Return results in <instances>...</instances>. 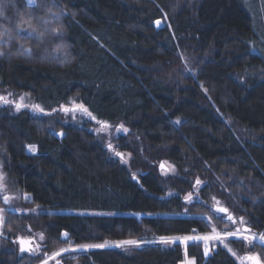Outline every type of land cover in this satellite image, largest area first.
<instances>
[{"label": "trees", "instance_id": "1", "mask_svg": "<svg viewBox=\"0 0 264 264\" xmlns=\"http://www.w3.org/2000/svg\"><path fill=\"white\" fill-rule=\"evenodd\" d=\"M0 10V36L11 33L0 56V87L27 91L48 109L74 98L101 120L123 122L130 130L114 145L131 153L124 163L86 127L0 110L7 181L32 196L27 206L44 209L8 213L0 264L34 261L17 240L27 225L46 234L47 248L208 232L204 215L221 182L247 227L264 230V0H0ZM20 25L35 29L32 38L17 34ZM182 52L194 54L197 78ZM164 159L176 174L161 173L157 162ZM196 178L207 183L189 202ZM244 183L251 187L242 189ZM247 245L231 240L242 252ZM188 253L197 264H241L219 245L209 257L202 242ZM69 260L181 264L185 249L93 248Z\"/></svg>", "mask_w": 264, "mask_h": 264}, {"label": "rangeland", "instance_id": "2", "mask_svg": "<svg viewBox=\"0 0 264 264\" xmlns=\"http://www.w3.org/2000/svg\"><path fill=\"white\" fill-rule=\"evenodd\" d=\"M38 1L39 0H36V3ZM161 20H162V24H163L162 27H164L167 23H169L168 16H167V18L161 19ZM24 28L29 29V25L27 27L25 26ZM19 33H21V32H19ZM10 36H11V33H9V32H6L5 34L3 33V35L0 36V52H2L3 54H4L5 50L2 47H4L5 44H7V41H8ZM0 56H2V55H0ZM42 57L45 58L44 55ZM183 58L185 60V63H186L188 70L197 78L199 76V73H198V69L195 67L196 60H195L194 54L193 53L188 54L187 52L186 53L184 52ZM205 89L210 94L208 89L207 88H205ZM8 93H11V96H8ZM0 95L7 96L9 100H13V101H17V102H19L20 97H24L23 103L25 105L31 106V105L38 104L45 110L44 113H37V112H34L31 109V107H25V108H22L21 110L17 111L14 104L0 106V110H5L12 116H16V115L20 114L21 112L27 111L33 117L49 118L53 123H60L63 126H66L68 124H72V125H77L80 127H86L90 131H92L105 145H108L109 143H111L113 145L112 151L114 153L115 152L123 153L125 160H127L131 156V153L123 152L122 150H120L118 147H116L114 145V144H116L115 141L117 140V138H119V136H121L123 134L128 133L130 129L123 122L112 123V122L106 121V122H108L109 125H111V127L104 130V131H99V129L101 128V125L98 123V121H105V120H101V119L97 118L92 113V111L88 108V106L85 105L83 102H80V101L72 98L67 103H62L59 106H56L52 109H48V108H45L41 103L37 102L31 93L24 91V90H17V89L10 88V87H8V88H4V87L1 88L0 87ZM73 101H75L76 104H83L92 113V115L94 117H96V119L93 120L86 115H82L80 112H76L75 113V119H73V113L72 112L65 113V112L60 110L62 105L71 108ZM53 109H55L56 111H53ZM121 124L124 126V128H126L128 130L127 132H124L123 130L117 131V128ZM59 131H60V133H64L63 128H61ZM28 150L31 153H36L37 147L35 146V151H32L28 146ZM2 155H3L2 151H0V172H3L5 174L4 185H5L6 190L0 191V194L2 195V197L4 195H8L10 197V200L8 203H5L3 198H2V203L0 206V209L4 210L2 213V215L4 216V224L1 226V230H0V247L2 249H6V248H8V242L5 240V237L7 236V233H8V230H7V228H8L7 227V221L9 220L8 219V213L9 212H18L20 214H29V213L38 214V213L44 211V209L42 207H39V206H27L26 204L32 200V196L28 193H25L23 190H21L17 187H14L13 185H9V183L7 181V176H6V173L4 170V162H3V156ZM162 163L165 166L164 170L161 169ZM157 164L159 165V169H160L161 173L165 177H168V176H171V175H174L177 173V167L175 166L174 163H172L168 159L160 160L157 162ZM170 168H172L174 170H168ZM165 171H167V174H165ZM197 179H199L203 183L201 185H199L198 187H193V190L191 192H189V193H192V195H193V199L191 202H193L196 199H200L201 190L205 186V184L207 183V181H205L201 178H196V180ZM251 183L253 184V182H251ZM194 185H195V183H194ZM247 185L248 184L244 183L242 189H245V188L248 189ZM218 186L221 189H218V188L214 189L213 188L214 194L211 198V202L209 203L210 213H207L204 215V217L207 219V221L209 222V225H210V230L208 232H205V233H201V232L198 233L197 232V233L186 234V235H182V234L168 235V236H164V237H181V238H183L186 236L208 235V234H212L213 227L217 230L218 233L222 234L224 232H234V231H236L237 228L243 229L245 226H249L248 219L246 218V216H241L236 211V209L233 206H231L229 203V200L226 196V193H230V195L232 194V190L230 189L229 185L221 182V183H218ZM248 186H250V185H248ZM173 189L174 188H168V192L170 194H173L175 192V191H173ZM240 191H242V190H240ZM189 193H187V195ZM241 195L242 194H239V196H238V199L240 198V200L242 199L243 196H247L245 194V195H242V197H241ZM213 197L215 198V200L213 199ZM249 197L252 199L251 195H249ZM217 201L219 202V204L216 203ZM236 202L238 203V201H236ZM218 207L227 208L228 212L235 218L236 222L232 223L231 221H228L226 213L217 214L216 209ZM33 210H35V211H33ZM59 211L84 213V214H95V213L107 214L108 213V212L95 211V210H71V209H60ZM220 216H223L224 219L219 218ZM241 217L243 218V220L245 222L243 224L240 223ZM27 229H28V233L22 232L19 234L18 237H20V236L35 237L37 239V243L41 246L39 254H37V255L29 254L32 258H34L33 259L34 261L31 264H42V261L45 259V255H44L45 253H47L49 256H51L54 252L59 251L61 248L76 249V251H69L66 253H61V255L59 257H57L56 259L49 260V264H57V261H63V260L67 261L68 259H74L75 256H77L78 254L86 252L87 250L93 249V248H89L87 250H83V249H80L77 247L79 245L103 244L105 241H108V242L112 243L113 246H111V247H116L114 242H117V241H124V240H130V239L140 241L141 244L139 247L130 246V245H126V246L121 247V248L127 249L129 251H132V250H134L136 248H140L143 245L148 244V243H151V244L160 243V237H162V236H156L155 238H150V239H148V238H144V239L127 238V239H121V240L107 239V240L101 241V242H84V243H78V244H75L74 242H68V243H65L63 245L57 246L55 248H47V246L45 244L46 243V234L45 233H43L39 229L35 230L31 225H27ZM251 233H255V234L259 235V234L264 233V230L262 232H259V233L251 230ZM251 233H248V234H251ZM39 234H43L44 240L39 239ZM231 240H237V239L234 237H228L224 241V243H226L228 245L227 249L230 248V249H232V252L236 253L235 257L240 263H241V259L243 257H245L247 255H253V254H258L260 256L261 260H264V256L261 254V251L258 248V244H261L264 247V243L260 242L259 240H256L251 244H249L247 242L248 245L246 248H244V251L242 252L240 250L234 249L231 246ZM237 241H240L242 243L244 242L243 240H237ZM199 242H202L203 251H204V249H205L204 242L203 241H199ZM177 243L181 244L183 246V248L185 249V259L187 258L190 260H194L195 264H197L196 259L194 257L189 256V253H188V247L191 244H194L197 242L189 241V242H187V244H185L181 240V241H177ZM160 244L165 245L163 243H160ZM171 245H174V244H170L167 246H171ZM218 245L223 246L219 241H216L214 243L210 241L208 246H209V248L212 249V251H210L206 257H209L213 253L214 246L218 247ZM67 262H69V264H79L77 261H72V260H69Z\"/></svg>", "mask_w": 264, "mask_h": 264}, {"label": "snow or ice", "instance_id": "3", "mask_svg": "<svg viewBox=\"0 0 264 264\" xmlns=\"http://www.w3.org/2000/svg\"><path fill=\"white\" fill-rule=\"evenodd\" d=\"M27 2L29 5L36 4V0H27ZM5 7H6V5H5ZM2 14H3L2 10H0V15H2ZM157 24H159V21H157ZM18 29H19V32H26V35L28 36V38H32V36L35 34V29L31 28L30 25H29V29H25L22 25L18 26ZM53 31L56 32L57 34L60 33L59 29H54ZM19 32L17 34H19ZM38 35H39V37H43L44 33H39ZM24 51L30 53V49H25ZM0 55H3V53L0 52ZM8 96H11V93H8ZM23 99H24V97H20L19 102H17V101L9 100L7 96L0 95V106L14 104L17 111H19L25 107H31V109L34 112L44 113L45 110L40 105H38V104L31 105V106L25 105L23 103ZM60 110L65 112V113L72 112L73 113V119H75V113L76 112H80L82 115H86L93 120L96 119V117H94L92 115V113L83 104H76L75 101L72 102L71 108L62 105ZM53 111H56V110L53 109ZM178 122L179 121H177V123ZM98 123L101 125V128L99 129V131H104V130L111 127V125H109L108 122H106V121H98ZM121 130H123L124 132L128 131L126 128H124V126L122 124L117 128V131H121ZM61 135H62V133H61ZM29 148L32 151H35L34 145H29ZM108 148H109V150H112L113 145L111 143H109ZM114 154H115V156L120 157L121 162H124V163L127 162L125 160L123 153L115 152ZM164 168H165V166L162 163L161 169L164 170ZM168 170H174V169L170 168ZM165 174H167V171H165ZM133 178H135V177H133ZM4 181H5V174L3 172H0V191L6 190L5 185H4ZM202 183H203L202 181L197 179L194 187H198ZM185 199L187 201L191 202L193 199L192 193H189L185 197ZM213 199L215 200L214 197H213ZM3 200L5 203H8L10 200V197L8 195H4ZM216 203L219 204L218 201ZM3 211H4L3 209H0V226H2L4 224V216L2 215ZM33 211H35V210H33ZM216 212H217V214L226 213L228 221H231L232 223L236 222L235 218L228 212L227 208L218 207L216 209ZM219 218L224 219L223 216H220ZM240 223H242V224L245 223L242 217L240 218ZM248 233H251V229H249L248 227H244L243 229L237 228L236 231H234V232H224L222 234L218 233L217 230L213 227L212 234L203 235V236H186L183 238L162 236V237H160V243H163L165 245H170V244H176L177 241H181V240L185 244H187V242H189V241H192V242L203 241L205 244V249H204V255L205 256H207L209 254V252L212 251V249L209 248V246H208L210 241L213 243L216 241H219L225 248H227L228 245L226 243H224V241L228 237H234L237 240H243V241L248 242L249 244L253 243L256 240H259L260 242L264 243V233L259 234V235L255 234V233H251V234H248ZM68 235L69 234L67 232L62 233V236L65 238H67ZM39 239L44 240L43 234H39ZM18 242L20 244V251L21 252L27 251L33 255L39 254L41 246L39 244L33 245L31 238L28 240H25L23 237H18ZM114 244L116 247H123L126 245L139 247L141 242L137 241V240L130 239V240H124V241H117V242H114ZM111 246H113L112 243L105 241L103 244L79 245L77 247L80 249H83V250H87L89 248H105V247H111ZM69 251H76V249L61 248L59 251L54 252L51 256H49L47 253H45L44 254L45 259L42 261V264H49V260L56 259L57 257H59L61 255V253H66ZM228 251L232 252V249L228 248ZM232 255L235 256L236 253L232 252ZM57 264H59V261H57ZM183 264H195V261L186 258L185 261L183 262ZM241 264H264V260H261V258L258 254L247 255L241 259Z\"/></svg>", "mask_w": 264, "mask_h": 264}, {"label": "water", "instance_id": "4", "mask_svg": "<svg viewBox=\"0 0 264 264\" xmlns=\"http://www.w3.org/2000/svg\"><path fill=\"white\" fill-rule=\"evenodd\" d=\"M157 21H159V24H157ZM156 21V25H157V27L158 28H161L162 26H163V24H162V20L161 19H159V20H157ZM61 134V133H60ZM62 135H63V133H62ZM245 227H247V226H245ZM249 228V227H248ZM250 229V228H249ZM0 230H1V226H0ZM65 232H67L68 234H69V232L68 231H64L63 233H65ZM20 237H23L25 240H28V239H30L31 238V240H32V243H33V245H35V244H37V239L35 238V237H24V236H20ZM64 239H68L69 238V235H68V237L67 238H65V237H63ZM18 240V239H17ZM217 246H214V250L215 251H217ZM181 264H183V262L181 263Z\"/></svg>", "mask_w": 264, "mask_h": 264}, {"label": "flooded vegetation", "instance_id": "5", "mask_svg": "<svg viewBox=\"0 0 264 264\" xmlns=\"http://www.w3.org/2000/svg\"><path fill=\"white\" fill-rule=\"evenodd\" d=\"M38 244V243H37Z\"/></svg>", "mask_w": 264, "mask_h": 264}]
</instances>
